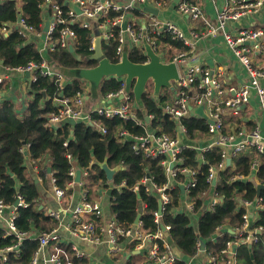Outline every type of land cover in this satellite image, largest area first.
<instances>
[{
    "label": "built area",
    "instance_id": "1",
    "mask_svg": "<svg viewBox=\"0 0 264 264\" xmlns=\"http://www.w3.org/2000/svg\"><path fill=\"white\" fill-rule=\"evenodd\" d=\"M212 1L215 4L217 0ZM22 5L23 0H17V20L5 22L0 29L1 33L5 37H9L12 33L17 32L25 41L37 40L39 42L42 40L41 46V42L39 43V51L42 55L54 52L57 48L70 50L73 47L74 49L78 40L75 27H80L93 32L90 48L93 54L96 39L100 38L102 46L103 43L109 46L115 45L118 62H121L126 52L129 55L135 50L142 51L147 57L146 46L148 45L161 57L163 63L174 62L176 64L179 72V80L176 82L179 92L175 99L164 108V113L176 123V136L173 137L166 133L150 130L149 123L152 122L153 116H148L149 123L137 118L138 106L132 99V91H127L125 78H119L122 84L118 92L103 96L99 102L89 105L90 84L82 80V88L75 95L63 94L62 91L69 81L62 71L53 70L47 61L41 64L31 61L18 67H9L0 63L6 73L0 75V88L13 76L27 78L25 80L28 82V86L25 85V93L30 92L31 85L38 81L39 75L55 79L57 92L51 101L57 110L47 115V128L51 131L55 132L65 123L74 120L77 124L94 125L102 135H106L108 129L96 118L114 119L117 117L124 121H133L136 125L144 128V135L137 136L123 130L120 132V137L129 139L133 143L132 148L136 155L152 160L161 158V165L168 179L167 183L159 186L151 177H145L131 189L134 193H139L140 188L145 187L147 192L157 196L162 213L159 214V208L154 213L155 230L146 229L141 220L147 209V204L144 202L140 203L138 209V215L141 216L138 224L134 223L126 227L114 215H111L110 220L103 223L105 212L101 198L93 199L85 188V179L89 175V170L78 169L72 153L67 154L68 161L72 165L69 172L72 180L68 183L67 188L57 185L56 169L49 168L50 171L46 172V175L50 179L59 206H62L65 200L71 196L70 190L73 191L76 186L84 188L80 203L72 210L70 223L65 226L75 240L88 243L91 246L106 245L109 257L118 262H124V254L132 248L138 252L147 250V259L143 264H176L179 257L183 255L177 251L173 244L171 226L164 224L163 217L167 209L175 204L176 200V206L173 209L176 214H197V203L200 197L203 201V211L214 210L223 203V197L217 188L220 173L228 167L227 160L230 159L231 167H234V160L246 152L256 150L264 155V135L259 127L247 134L241 133L240 138L235 134L225 132L226 118L239 116L242 107L250 104L253 94L256 95L260 109L264 114V84L262 83L264 80V58L261 64L255 65L253 57L255 52L260 50L264 52V29H241L237 31L236 36L225 32L229 22H239L243 18L261 11L264 8V0L226 2L216 8L215 22L205 15L196 0H178V2L176 0H64L63 3L57 0H44L40 4L43 17L40 30L28 23L24 17ZM76 7L79 8L80 13L76 11ZM148 8L157 9L159 12L172 8L175 13L189 18L193 23H202L207 28L206 36L224 32L226 43L233 51L237 62L246 69L249 79L238 86L229 88L227 93L221 91L220 76L215 75L210 69L188 66L191 62L190 54L203 34L193 29L190 31V36H187L176 23L160 19L159 16L148 12ZM46 22L49 23L48 31L44 32ZM163 37H169L171 41L181 43L187 48V51L179 52L178 55L172 57L173 46L163 44L161 39ZM165 55L166 58H164ZM147 60L149 62L148 57ZM26 73L29 74V77L25 75ZM96 94L99 96L98 92ZM192 103L197 105L207 103L210 107V114L206 119L210 142L205 146L196 140L193 141L182 123L184 118H189ZM68 145L69 142L66 141L64 146L68 147ZM27 148L30 149V145ZM216 148L221 150V162L216 166H210L208 173L204 174L209 188L201 192L199 197L191 195L192 189L197 186L200 173L197 169L184 166L183 152L187 149L198 151L200 153L199 161L204 164L205 153ZM31 161L36 162L35 160ZM258 165L255 161L250 177H256ZM78 170L81 171L79 183L76 182ZM235 178L241 180L244 176ZM215 180L216 183L213 185ZM109 182V188H102L103 195H107L108 190H112L113 194L115 190L122 191L127 188L126 182L120 185L113 184V181ZM258 184H264V182H258ZM180 186L184 187V193L181 192L176 199L173 190ZM110 198L112 201L115 200L113 195ZM238 202L248 210V214L244 215V224L237 229H231L227 225L219 226L209 241L217 244L227 230L234 236V239L228 240L226 246L221 250H209L207 244L198 238L197 255L189 260V264H195L194 261L199 257V264H238V250L242 246L256 244L259 241L257 234L261 233L263 228L252 229V223L257 218L253 220L251 213L254 210L264 209L263 199L258 198L252 202L238 198ZM15 203L10 205L4 200H0V224H2L0 230L4 231V239H13V244L0 249V264H9L12 254L20 257L22 244L31 239L39 241V249L30 264H38L40 260L44 264H73L65 248L58 245L61 242L68 244L63 241L59 228L68 210L62 206L57 211H51L48 215L59 221V227L50 232H42L35 238L33 234L19 230L16 224L19 209L28 207L25 198L21 194H17ZM47 248L51 249V253L44 256ZM71 251L73 257L78 259H88L89 257L88 253L77 243L71 244ZM123 264H127V262Z\"/></svg>",
    "mask_w": 264,
    "mask_h": 264
},
{
    "label": "trees",
    "instance_id": "2",
    "mask_svg": "<svg viewBox=\"0 0 264 264\" xmlns=\"http://www.w3.org/2000/svg\"><path fill=\"white\" fill-rule=\"evenodd\" d=\"M43 1L23 0L24 17L29 24L39 30L43 23L40 9ZM57 1L64 2V0ZM17 17V0H4V3L0 4V29L5 22H15ZM75 30L78 40L73 51L57 48L56 51L46 55L40 53L37 40L25 41L17 32L5 37L0 30V63L9 67H18L31 61L38 64L47 61L53 70L62 71L69 81L62 93L73 96L81 90L83 81L68 77V72L72 69L93 68L97 65L95 61H87V58L93 54L90 50L93 32L80 27H75ZM161 39L163 44L176 47L181 52L187 51L181 43L173 42L169 37ZM102 48L106 58L113 63L118 62L115 45L109 46L103 43ZM129 59L136 64H144L148 61L143 52L138 50L130 52ZM121 84L119 78H106L98 94L106 96L116 93L121 89ZM168 90L164 89L158 97H155L153 90L146 91L143 96V105L137 104V118L147 122L146 118L153 116L152 122L149 123L150 130L174 137L176 136V123L164 113L165 106L171 101L167 94ZM56 92L55 79L39 75L38 81L31 85V99L24 115L19 114L14 102L10 100L0 102V200L13 205L17 194L25 198L28 207L19 209L16 220L19 230L34 234L35 232H50L59 227V221L41 209L39 184L29 172L27 160L20 152L25 144L30 145L31 158L42 163L43 179H45V173L48 172V167L43 166L46 161L45 157L50 156L47 160L48 165L57 170L56 182L62 188H67L72 180L69 175L72 165L67 158V154L72 153L78 169L89 170V175L85 179V188L89 191V195H95L99 188H109L110 182L102 169V165L107 163L111 169L117 170L112 183L120 185L126 182L127 186L122 191L113 192L114 201L109 198L110 212L120 223L128 227L135 223L140 203L144 202L147 204V209L141 220L146 229L155 230L154 213L159 208L157 196L147 192L145 187H141L139 193H134L131 189L147 176H150L159 186L167 183L168 179L161 165V158L152 160L136 155L132 148L133 143L129 139L120 137V132L123 130L137 136L144 135V128L133 121H124L117 117L114 119L96 118L108 129L106 135H102L94 125L84 123L74 126L65 123L57 131H51L47 128V115L57 110L51 101ZM131 95L136 102L133 92ZM90 98L92 99L91 96ZM182 123L193 141L197 137L209 135L206 120L189 117L184 118ZM66 141L69 142L68 147L64 146ZM199 155L198 151L189 149L182 154L185 158L184 166L197 169L200 173L197 186L191 191V195L196 197L209 188L204 174L208 173L210 166H216L221 162V150L216 148L206 152L204 164L200 163ZM255 161L249 154L241 155L234 160V167L228 166L220 173L217 189L223 197V203L214 210L203 211V201L200 197L197 203V214H176L173 211L176 200L175 204L167 209L163 217L164 224L171 226L173 244L183 255L179 257L176 264H189V260L197 255L198 238L207 244L209 250H221L228 240L234 239V236L227 230L217 244L209 241L219 226L227 225L231 229H237L244 224V215L248 214V210L238 202V198L252 202L261 198L264 201V191L260 196L257 192L258 182H264V160H261L256 177L251 178ZM239 176H244V178L241 180L235 178ZM181 192L180 188L173 190L176 199ZM71 193H73L72 190L69 191V194ZM257 216L252 223V229L261 227L263 231L257 234L259 241L252 244L251 249L249 246L241 247L243 252L238 264H264V209L259 210ZM3 234L4 231L0 230V249L13 244V239H4ZM61 246L65 248L73 264H88V259L73 257L71 244ZM38 249V240H26L21 246V256L10 255L9 264H30Z\"/></svg>",
    "mask_w": 264,
    "mask_h": 264
},
{
    "label": "crops",
    "instance_id": "3",
    "mask_svg": "<svg viewBox=\"0 0 264 264\" xmlns=\"http://www.w3.org/2000/svg\"><path fill=\"white\" fill-rule=\"evenodd\" d=\"M4 3V0H0V3ZM197 3L204 10L205 15L212 21H216L217 11L216 8L220 7L224 3H231V0H217L214 4L212 0H196ZM23 7V5H22ZM160 19H165L171 22L176 23L187 36H190V31L196 29L200 34V39L197 41L195 48L192 50L190 54L191 62L188 66H200L205 69H210L215 75L220 76V90L227 93L228 89L231 87L238 86L239 84L247 81L249 79V75L247 74L246 69L237 62V59L234 56L233 51L226 43L224 32H219L214 36L205 35L207 32V28L200 22L195 24V28H190L187 23L191 21L189 18L178 15L174 12L172 8L164 9L159 13ZM192 22V21H191ZM192 27V26H191ZM264 29V8L254 14L243 18L239 22H229L226 25L225 32L231 33L236 36L237 31L241 29ZM41 42V43H40ZM40 46L43 44L42 40L39 41ZM173 52H181L176 47H173L171 53ZM255 65H259L264 58L263 50L255 52L253 54ZM6 74L3 70L2 66H0V75ZM27 78L13 76L10 80L6 81L3 86L0 88V102L4 100H10L14 102L19 114L22 116L27 112L28 103L30 101V92L25 93V85L28 86V82L25 80ZM264 84V80H262ZM218 90H215V92ZM27 95L24 97V94ZM169 98L171 99L170 103L177 96V92L171 91L170 89L167 91ZM95 95V94H94ZM50 100V99H49ZM100 101V97L95 95V99L93 103H97ZM191 118L206 120L210 114V107L207 103L202 105L191 104ZM207 121V120H206ZM208 122V121H207ZM259 127L262 134L264 135V114L262 113L258 99L255 94L252 95L251 102L247 106H243L241 109V113L237 117H227L225 120V132L227 134H235L240 138V134H247L252 131L254 128ZM197 142H200L203 146L207 145L210 142V136L206 137H197L195 139ZM29 145H24L20 152L24 155L25 160H27V165L29 168V172L34 176L36 183L39 184V190L41 192V209H44L46 214L48 215L51 211H57L62 206L68 210L65 214V218L62 223H60V232L63 236V241L72 244L77 243L80 248L85 250L88 257V264H123L127 262V264H143L147 259V250H142L141 252L135 251L134 249H129L124 254L125 258L124 262H118L111 257H109L107 251L108 247L104 244L102 245H93L91 246L88 243L80 242L75 240L69 233V231L65 228L70 223L71 212L72 210L80 203L84 188L80 186H76L71 193V196L67 198L62 206H59L55 194L53 192V187L50 182V179L45 173V179H43L42 175V163L39 162L33 163L29 154ZM28 152V153H27ZM250 155L260 167L261 160H264V155L260 154L256 150H251L249 152L244 153L243 155ZM258 154V155H257ZM242 155V156H243ZM50 156L45 157V163L43 166L51 168L48 165V161ZM38 169V171H36ZM50 170V169H49ZM48 170V171H49ZM48 173V172H47ZM254 176V175H253ZM253 178V177H251ZM93 199L102 200L103 209L105 212V218L103 219V223L110 220L113 215L110 210V202L109 196L101 192L99 189L95 195H91ZM255 212V213H254ZM251 213V217L255 220L258 216V211L254 210ZM40 233H34L33 236L36 238ZM243 249L238 250V255H242ZM51 253V249L47 248L44 252V256H48ZM42 255V256H43ZM200 262V257L197 258ZM195 262V261H194ZM198 262V264H199ZM38 264H44L42 260L39 261Z\"/></svg>",
    "mask_w": 264,
    "mask_h": 264
},
{
    "label": "water",
    "instance_id": "4",
    "mask_svg": "<svg viewBox=\"0 0 264 264\" xmlns=\"http://www.w3.org/2000/svg\"><path fill=\"white\" fill-rule=\"evenodd\" d=\"M178 2V0H176ZM76 11L80 13L78 7ZM148 12L158 16L159 10L154 8H148ZM49 23L46 22L44 32L48 31ZM73 47L70 48V51H73ZM147 57L149 62L144 64L133 63L129 59V55L126 52L123 55L121 62L113 63L108 58L105 57L101 39L97 38L95 42L94 54L87 58V61H95L97 65L93 68H77L72 69L68 72V77L84 80L90 84V89L92 93H97L103 80L110 77L115 78H125L127 85V91H132L135 97V100L139 106L143 105V96L146 92L147 86L150 81L153 83V91L155 97H158L163 89H172L173 83L179 80V72L177 66L174 62L163 63L161 57L157 55L150 46H146ZM47 71V69H45ZM29 77V74H25ZM122 99V97H120ZM147 123H149V118H146ZM71 125H76V121L70 120ZM202 163V161H200ZM231 160H227V166H231ZM102 169L105 171L108 181H113L114 176L117 173V170L111 169L107 163L102 165ZM50 171V170H49ZM148 178L150 176H147ZM81 180V171H77L76 182L79 183ZM216 180L213 182L215 185ZM182 193H184V187L180 186ZM264 191V184H259L257 186L258 196L261 195ZM107 195L112 196V190H108ZM17 205V203H15ZM162 213L161 205L159 207V214ZM141 216L135 220V223L138 224ZM204 247V244H203ZM251 249V245H249Z\"/></svg>",
    "mask_w": 264,
    "mask_h": 264
},
{
    "label": "rangeland",
    "instance_id": "5",
    "mask_svg": "<svg viewBox=\"0 0 264 264\" xmlns=\"http://www.w3.org/2000/svg\"><path fill=\"white\" fill-rule=\"evenodd\" d=\"M187 25L190 27V28H195V23H193V22H191V21H188V23H187ZM192 26V27H191ZM185 32V31H184ZM187 35V34H186ZM176 55H178V52H173V53H171V56L172 57H174V56H176ZM167 56L165 55L164 56V58H166ZM153 83H152V81H150L149 82V84H148V86H147V89H146V91H152L153 90ZM100 89V88H99ZM164 90V89H163ZM163 90H162V92H163ZM172 92L173 91H175V92H179V88H178V85H177V83L176 82H174L173 83V88L172 89H170ZM98 92H100V90H98ZM161 92V93H162ZM24 94V93H23ZM91 94H93L92 92L90 93V96L92 97V99L89 97V100H88V104L89 105H92L93 104V101H94V95L92 96ZM100 95V99L103 97V94H101V93H99ZM24 97H26L27 95H23ZM101 191H102V189L101 188H99ZM99 189H97V191L99 190ZM192 216H194L195 218H198V216H195V215H192ZM194 223H195V221H194ZM0 227H2V224H0ZM198 260L196 259L195 260V264H198Z\"/></svg>",
    "mask_w": 264,
    "mask_h": 264
},
{
    "label": "bare ground",
    "instance_id": "6",
    "mask_svg": "<svg viewBox=\"0 0 264 264\" xmlns=\"http://www.w3.org/2000/svg\"><path fill=\"white\" fill-rule=\"evenodd\" d=\"M59 246L63 245V243L61 242L60 244H58Z\"/></svg>",
    "mask_w": 264,
    "mask_h": 264
}]
</instances>
